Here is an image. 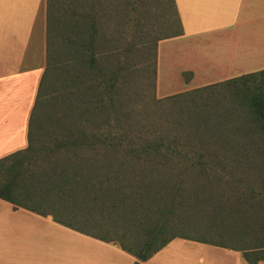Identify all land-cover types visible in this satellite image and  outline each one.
<instances>
[{
  "label": "rangeland",
  "instance_id": "374dc122",
  "mask_svg": "<svg viewBox=\"0 0 264 264\" xmlns=\"http://www.w3.org/2000/svg\"><path fill=\"white\" fill-rule=\"evenodd\" d=\"M72 5L82 11V15L90 17L88 24L91 23L95 29L92 42L98 46L94 48L96 52L105 53L108 65H116L117 60L123 56L124 48L128 46L131 48L128 55L129 64L135 72L130 74L125 90H120L116 85L112 99L114 113L108 111L107 115L105 107L100 106L101 102L105 104L106 99L96 74L88 64L85 65L83 62L80 66L77 63L67 68L62 66L63 59L74 56L76 60L80 56L73 52L71 44V41L76 39L74 35L76 28L71 29L74 21L70 15ZM48 17L47 55L54 63V70L49 76L46 92L42 93L34 109L30 127L31 148L34 149L31 155L35 154L36 163L44 168L43 171L47 170L48 173L52 165L61 164L69 176L72 175L81 183H86V178L81 172L75 171L74 166L64 164L68 163V160L63 159L66 157L65 151L68 150L61 147L62 150H59L60 148L51 150V147L55 143L65 142L68 138H75V134H105L109 128L103 126L104 120L115 126V137L121 135L137 144L141 140H151L160 136L170 142L173 138H180L181 145L177 148L184 152L185 146L189 149L194 148L199 141L207 140L206 130L200 128L201 120L215 116L217 107L222 106L223 101L227 100L226 89L216 88L205 92L203 95L209 97L205 101L207 105L197 112L190 111L191 108H185V105L180 111L176 106L160 102L164 97L195 89L190 87L199 85L197 83L201 82L202 77L199 75L193 80L194 74L189 67H199L202 64L195 62L192 65L188 64V61L205 59L203 58L205 44L199 46L191 39L171 41L173 37L170 36L178 33L179 26L168 0H50ZM60 29L62 33H59ZM83 54L86 56L87 51L82 52L81 56ZM94 63L95 66L98 63L102 65L98 55L95 56ZM204 80L206 77H203ZM77 95L80 98V106L75 100ZM217 98H222L219 105L216 104ZM182 104L189 105L188 102ZM74 112H80V116L76 117L73 115ZM251 128L248 122L228 123L224 130V139L229 142L225 151L227 160L224 163V170L221 171L218 166L212 168L207 183L196 180L192 173H186L182 179L187 187L200 188L205 185L214 193L213 203L218 204L221 199L225 205L226 201L236 194V190L241 192L244 200L246 195L241 191L242 187L261 185L260 180L264 176V151L260 153L248 150L244 153L247 157L245 159L239 154L248 139L258 136V132ZM123 137L120 139H124ZM230 140H236L238 143L231 144ZM80 151L83 150L74 152ZM93 158L95 157L87 159L90 166H86L87 164L82 166L85 170L86 167L95 172L99 170ZM90 180L91 185H94L96 180L100 183L104 181L99 175L93 176ZM70 181L72 182L71 177ZM21 186L23 184L19 182L17 188L20 193ZM112 186H117V183L112 182ZM80 197L84 198L78 193L74 196L78 201L81 200ZM83 202L85 199L78 202L82 204L78 207L83 209L82 218L87 220V227L99 226L106 229L104 232L117 234L107 236L116 241L127 242L131 238L136 240L143 238V233L118 213L115 214L105 208L104 210L94 208ZM180 206L181 208L178 207L177 210L179 213H189L187 217H182L181 213L174 223L176 222L177 229L181 226L188 229L177 233L197 239L206 236L203 240L224 243L223 238L217 235L220 230L222 231L223 225L219 227L215 219L210 223L207 221L205 226L198 203L189 199ZM251 212L255 214L256 211Z\"/></svg>",
  "mask_w": 264,
  "mask_h": 264
},
{
  "label": "trees",
  "instance_id": "16d2710c",
  "mask_svg": "<svg viewBox=\"0 0 264 264\" xmlns=\"http://www.w3.org/2000/svg\"><path fill=\"white\" fill-rule=\"evenodd\" d=\"M49 2L50 0H46L47 35L49 34ZM168 2L179 26L173 0H168ZM55 4L58 5V3ZM81 12L73 5L70 8V15L74 18L71 29L76 28L74 31L76 39L71 41L72 50L80 56L76 60L74 56L63 59L62 66L67 68L74 63L79 64V66L83 62L85 65L88 64L96 74L106 99L105 104L101 102L100 106L105 107L106 114L108 111L114 113L112 99L116 85L120 90H125L131 77L130 74L135 72L129 64L128 55L131 48L129 46L124 48L123 56L117 60L116 65H108V57L105 53L95 50L98 46L92 42L95 29L91 23L88 24L90 17L82 15ZM179 32L180 30L170 37L178 35ZM59 33H62L61 29ZM84 51H87V55L85 56L84 53L81 56ZM94 53L99 56L102 65L98 63L95 66L94 61L97 55ZM53 70L54 63L48 59L47 55L28 124V145L23 152L0 159V199L13 205H20V202L28 195L25 188H36L37 185L39 186L37 188L46 187L57 193H66V191L69 192L68 190L73 195L78 193L84 196L81 200H87L88 205L90 204L94 208L99 207L102 210L105 208L115 214L118 213L120 217L132 223L143 233L141 240L131 238L127 242L116 241L104 236L96 238L104 242L117 243L121 250L135 257L136 262L134 264L146 261L174 238L192 239L201 243L220 245H224L231 239L236 243L242 240L250 245H264V176L260 180L261 185H249L241 188V191L246 195L244 200L241 192L236 190V194L226 201L227 205H224L221 199L218 204H214V193L207 186L187 187L184 179H182L186 173H192L196 180L207 183L212 168L218 166L221 171L224 170V163L227 160L225 151L229 144L224 139V130L228 123L248 122L252 127L251 129L258 132L256 138H250L245 142L242 151L239 152L242 158H247L244 153L248 150L260 153L264 151V70L161 99V103L166 102L168 105L176 106L180 111H182L181 107L185 105V108H191L190 111L195 110L197 112L207 105L205 101L209 97L203 95L205 92L216 88H223L227 91V100L223 101L222 106L217 107L215 116L201 120L200 128L206 130L205 138L207 140L199 141L194 148L189 149L185 146L184 152L177 148L181 145L180 138H173L170 142L167 138L160 136L151 140H141L139 144L121 135L120 137L124 139H120L119 136L118 139L114 133L115 126L106 120H104L103 126L109 130L105 134H75V138H68L65 142L55 143L51 150L60 147L68 150L64 154L66 157H63V159L68 160V163H64L65 165L84 167L87 164L86 166H90L91 164L87 163V159H91L92 156L95 157L93 158L94 163L97 162L96 165L99 166V170L95 172L86 167V170L81 172V175L86 178V184L82 183L80 190H78L80 181L77 179H73L71 184L69 183V187L63 190L61 182L68 183L66 175L69 174L58 169L59 166H62L61 164L55 163L49 170L50 172L46 173L47 170L43 171L44 168L36 163L35 154L34 156L31 155V152L34 151L31 148L32 141L30 139L31 119L42 93L47 90L49 76ZM75 100L79 102V95ZM221 100L222 98H217L216 104L219 105ZM226 101L228 102L226 103ZM186 102L189 105L182 104ZM78 105L80 106V102ZM74 113L73 115L76 117L80 116V112ZM230 143L235 144L238 141L230 140ZM61 148L59 150H62ZM75 150L83 151L75 153ZM247 168L249 169V167ZM96 175L102 177L104 181L100 183L96 180L94 182L95 187L89 182L92 183L90 179ZM70 177L74 178L72 175ZM19 182L23 184L21 193L18 189ZM112 182H116L117 186L111 187ZM185 193L189 199L200 205V215L205 226H207V221L210 223L215 219H217L219 227L223 225L222 231L219 229L220 232L217 235L223 238L224 243L203 240L206 236H200L201 238L197 239L177 233V231L185 232L188 229H184L182 226L177 229L178 226H176V222L174 223V220L178 219L181 213L182 217H187L189 213L177 211L183 202L189 200L186 199ZM218 196L221 197V195ZM251 211L258 213L256 215V212L253 214ZM242 233H246V237L242 236ZM242 255L245 256V254Z\"/></svg>",
  "mask_w": 264,
  "mask_h": 264
},
{
  "label": "crops",
  "instance_id": "0c3cea01",
  "mask_svg": "<svg viewBox=\"0 0 264 264\" xmlns=\"http://www.w3.org/2000/svg\"><path fill=\"white\" fill-rule=\"evenodd\" d=\"M173 3L180 32L171 41L191 39L199 46L205 44V59L188 61L202 64L189 67L193 80L202 77L199 85L190 88L264 70V0ZM46 13V0H0V159L23 152L28 145V124L47 59ZM73 168L78 173L85 170ZM58 169L68 174L62 166ZM66 179L68 183L61 182L63 190L71 184L69 175ZM25 189L28 195L20 205L0 199V264L136 262L117 243L96 239L117 234L87 227L83 209L78 207L81 200L70 190ZM139 264H264V245L174 238Z\"/></svg>",
  "mask_w": 264,
  "mask_h": 264
}]
</instances>
